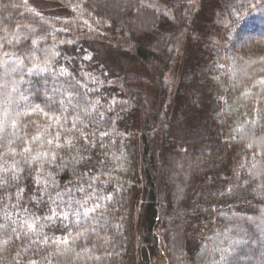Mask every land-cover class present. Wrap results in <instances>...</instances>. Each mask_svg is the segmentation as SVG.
<instances>
[{"label":"trees","instance_id":"1","mask_svg":"<svg viewBox=\"0 0 264 264\" xmlns=\"http://www.w3.org/2000/svg\"><path fill=\"white\" fill-rule=\"evenodd\" d=\"M0 0V264H264V0ZM168 82V83H167Z\"/></svg>","mask_w":264,"mask_h":264},{"label":"rangeland","instance_id":"2","mask_svg":"<svg viewBox=\"0 0 264 264\" xmlns=\"http://www.w3.org/2000/svg\"><path fill=\"white\" fill-rule=\"evenodd\" d=\"M196 4V15L192 20V27H195L194 32L185 30L177 43L176 60L177 65L173 69L168 79L169 90L173 92L178 76V67L191 56L189 54L190 45L204 40L206 29L209 26V18L212 15L214 0H192ZM167 261V263L165 262ZM157 264H168L167 258H163Z\"/></svg>","mask_w":264,"mask_h":264},{"label":"water","instance_id":"3","mask_svg":"<svg viewBox=\"0 0 264 264\" xmlns=\"http://www.w3.org/2000/svg\"><path fill=\"white\" fill-rule=\"evenodd\" d=\"M165 262L167 263V261L165 260Z\"/></svg>","mask_w":264,"mask_h":264}]
</instances>
